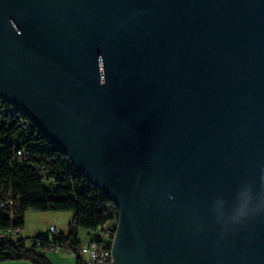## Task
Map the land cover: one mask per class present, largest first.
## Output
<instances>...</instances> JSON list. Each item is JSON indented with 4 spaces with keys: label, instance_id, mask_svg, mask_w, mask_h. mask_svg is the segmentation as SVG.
<instances>
[{
    "label": "water",
    "instance_id": "95a60500",
    "mask_svg": "<svg viewBox=\"0 0 264 264\" xmlns=\"http://www.w3.org/2000/svg\"><path fill=\"white\" fill-rule=\"evenodd\" d=\"M0 100L118 208L111 264H264V0H0Z\"/></svg>",
    "mask_w": 264,
    "mask_h": 264
},
{
    "label": "trees",
    "instance_id": "16d2710c",
    "mask_svg": "<svg viewBox=\"0 0 264 264\" xmlns=\"http://www.w3.org/2000/svg\"><path fill=\"white\" fill-rule=\"evenodd\" d=\"M4 108L7 112L2 111ZM21 123H26L27 129H22ZM18 150H23L26 156L22 165L14 160ZM110 207L111 202L75 171L26 116L16 115L0 100V232L22 231L28 211L70 212L74 223L67 235L61 233L52 241L40 234L31 238L32 245L27 238L0 243V263L50 264L44 252L52 248L53 242L73 237L76 250L87 242L79 238L78 232L83 231L90 238L101 233L111 219ZM74 259L79 264V258Z\"/></svg>",
    "mask_w": 264,
    "mask_h": 264
},
{
    "label": "built area",
    "instance_id": "2783aa9c",
    "mask_svg": "<svg viewBox=\"0 0 264 264\" xmlns=\"http://www.w3.org/2000/svg\"><path fill=\"white\" fill-rule=\"evenodd\" d=\"M9 106L11 109H13L16 115L20 116V114H22L11 105ZM2 111L7 112V109L4 108L2 109ZM20 125L22 129H27L26 123H21ZM25 157L26 156L23 150H18L14 154V160L18 163V165H22ZM93 189L95 188L93 187ZM1 206L6 207L5 204H1ZM109 212L111 214V219L107 222L106 225L102 227V232L96 234L95 236H91V238L88 235L87 242L77 247L76 250L73 249L74 246L72 245L73 237H68V236H66V240L63 242L60 241L53 242V246L51 249L56 251H63L67 255H71L73 258L78 257L79 264H111V260H112L111 250H112V244L114 241L116 230L119 224V210L113 203H111ZM73 227H74V223L72 222L68 223L67 232L64 234L67 235L68 232L73 229ZM20 233L21 231L19 230L0 232V243L6 241L17 242V240L20 238ZM60 234L61 233L58 232V230L55 227H50L49 231L47 232V237H49L50 241H52L55 238H58ZM27 239H28L27 243L29 245H32L33 240L31 238H27Z\"/></svg>",
    "mask_w": 264,
    "mask_h": 264
},
{
    "label": "rangeland",
    "instance_id": "374dc122",
    "mask_svg": "<svg viewBox=\"0 0 264 264\" xmlns=\"http://www.w3.org/2000/svg\"><path fill=\"white\" fill-rule=\"evenodd\" d=\"M68 213H62V212H36V211H28V214L25 216V226L22 230V235H20V238L24 237V231L25 229H28V233H37L35 236L40 235L43 231H38L40 226H43L42 224H46V231H49V226L53 225L58 232L59 230L64 228L63 232H67V225L69 222H71V219ZM39 222H42L40 225ZM80 237L83 238V231H79ZM31 235L30 237H32ZM28 238V237H26ZM46 254V257H49V261L53 262V264H76L74 258L71 255H67L63 251H56V250H46L44 252ZM15 261H7L2 262L0 264H10L14 263Z\"/></svg>",
    "mask_w": 264,
    "mask_h": 264
},
{
    "label": "crops",
    "instance_id": "0c3cea01",
    "mask_svg": "<svg viewBox=\"0 0 264 264\" xmlns=\"http://www.w3.org/2000/svg\"><path fill=\"white\" fill-rule=\"evenodd\" d=\"M64 213H68L69 214V216L70 217H68V218H70L71 219V221H72V219H73V214L72 213H70V212H64ZM28 214V212L26 213V215ZM25 215V216H26ZM40 223V225L42 224V222H39ZM70 223V222H69ZM43 226H40V228H39V230L38 231H42V230H45V231H43V232H47L46 231V224H42ZM50 227H53V225H50L49 226V228ZM28 229H25V231H24V237L26 238V237H28V238H34V237H36L35 235L38 233H34V234H30V233H28ZM64 231V228L63 229H61V230H59V232L60 233H65V232H63ZM42 232V233H43ZM84 233V232H83ZM20 235H22V231H21V233H20ZM31 235H33L32 237H30ZM78 236H79V238L83 241V242H85V241H87L88 239H87V236L86 235H83V238L82 237H80V234H79V232H78ZM46 252V251H45ZM45 255V257H46V254H44ZM47 258V257H46ZM47 260L49 261V257L47 258ZM75 260V259H74ZM49 263L50 264H53V262H51V260L49 261ZM10 264H31V263H29V262H25V261H15L14 263H10Z\"/></svg>",
    "mask_w": 264,
    "mask_h": 264
}]
</instances>
